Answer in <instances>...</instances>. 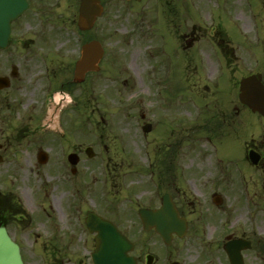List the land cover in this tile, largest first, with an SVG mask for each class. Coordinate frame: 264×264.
<instances>
[{
  "label": "rangeland",
  "instance_id": "obj_1",
  "mask_svg": "<svg viewBox=\"0 0 264 264\" xmlns=\"http://www.w3.org/2000/svg\"><path fill=\"white\" fill-rule=\"evenodd\" d=\"M183 1L184 15H137L132 3L108 0L106 15L91 31L81 32L76 21H67L72 15H54L62 23L60 26L67 28L62 33L65 38L56 37L52 43L48 42V36L35 40V44L43 43L45 48L55 49L57 44H62L64 50L71 52L72 61L70 57L56 58V63L65 61L53 68L44 65V71L39 74L43 86L37 95L31 87L30 91L24 87L14 91L24 92V104L32 100L41 105L44 95L41 89L47 92L56 86L59 90L54 96L57 100H52V111L33 121L29 116L31 146L24 160L17 162L9 157L0 164V190L18 196L31 219L22 243L26 264H93L91 253L95 244L84 222L86 210H96L115 221L135 243L132 255L140 264L146 263L147 254L158 258L156 264L180 259L184 264H229L223 247L226 233L254 239L255 248L245 253L252 264H264V251H261L264 190L258 172H246L244 161L248 138L264 140V118L244 109L236 88V113L232 118L235 129L232 137L226 139L225 152L221 151L216 137H212L211 147L208 145L211 140L207 139L211 135L207 126L213 127L210 122L215 123L216 105L221 102L217 99L215 81H211L219 75L220 67L213 60L218 49L210 39L216 37L218 30L223 36V25H231L232 17L238 24L251 27L247 19L250 12L243 0ZM247 5L261 27L264 9L260 1L252 0ZM239 30L232 27L227 34L252 55L242 49L245 52L242 56L241 49L236 47L240 56L229 70L237 84L241 75L264 73L263 63H258L263 57L257 56L262 44L254 39L256 31ZM21 31L16 28L8 51L0 52V59L9 58L31 74L32 66L25 64L27 57H21L24 52L21 38L30 37L31 31ZM261 34L264 39V29ZM93 39L101 41L106 51L101 70L88 74L83 84L63 90L73 80L77 44ZM24 46L27 48V43ZM223 67L226 68L224 64ZM226 88L229 91L227 82ZM224 99L229 106V95ZM20 115H15L16 122ZM50 119L58 132L43 134ZM146 124L152 125L148 134L143 131ZM63 133L67 137L66 145H72L66 151L82 152L76 175L71 174L67 156L57 144ZM38 141L54 146L52 157L45 165L38 164L37 157L31 154L34 150L31 147L38 146ZM88 147L98 157L89 159ZM216 148L222 152L221 174L230 177L237 173L243 175L244 181L251 180L246 185L249 190L234 182L232 190H222L220 206L213 202V189L204 185L209 177L207 172L212 171L208 156L215 157ZM102 158H107L109 163L102 160L97 167ZM212 161L217 167L216 159ZM197 171L203 172V176H198ZM217 177L222 185L223 180ZM77 182L82 189L78 190ZM163 193L175 197L174 201L190 222L184 241L175 242L173 247L164 245L153 230L145 232L136 213L141 207L160 206ZM258 237L262 240L260 245H257Z\"/></svg>",
  "mask_w": 264,
  "mask_h": 264
},
{
  "label": "flooded vegetation",
  "instance_id": "obj_2",
  "mask_svg": "<svg viewBox=\"0 0 264 264\" xmlns=\"http://www.w3.org/2000/svg\"><path fill=\"white\" fill-rule=\"evenodd\" d=\"M29 3V8L25 11L22 16L16 20L12 24V35L10 44L13 40V34L16 31V28L19 27L22 29L21 32L27 33L30 32L31 36L27 39L21 38V47L24 52L21 53V57L26 56L27 61L25 64H30L32 66L31 74L28 73L27 69L22 66L15 65L11 59H0V155L3 157V162H6L9 157H12L14 161L21 162L24 160V155L28 153L31 144H29L28 136H29V116H31V121L41 118V115H45L49 113L51 110L53 94L57 91V87L53 86L52 90H45L44 92L41 89V92L44 93L41 99V105L39 101H27V104H24V99L22 95L24 92L19 93V91L14 92L17 89L24 87L27 91L35 90V94L37 95L40 88L43 86V81L41 76L39 75L44 68V65L53 68L54 66H61L65 60L55 61L56 58L61 59L65 57H70L72 61V57L70 55V51L64 50L62 44H57L55 49L45 48L43 43L35 44V40L38 41L42 36H48V42L52 43L56 37L62 36L63 30H67V28L61 27V22H57V19L54 15H72V17L68 18L67 21L73 20L74 22L77 20L78 8L80 5V0H27ZM252 0H247L248 3H251ZM135 11L137 15H184V1L181 0H132ZM108 0H102V4L104 6L105 11L107 10ZM260 3L264 6V0H260ZM138 5V6H137ZM28 15H32L28 17ZM105 15V14H104ZM236 17H239L236 15ZM33 22H30L32 21ZM36 21V24L34 23ZM23 22V23H22ZM66 23L64 19L63 24ZM45 24L47 26H45ZM228 27H224L225 34L222 36V31L218 30L217 32V45H218V63L223 67V64L227 67V70L233 65V63L237 60L236 48L232 45L231 38L229 37V28H243L245 30H249V27L245 25H238L235 21L229 25L225 23ZM17 25V26H16ZM263 26V25H262ZM260 27V25H258ZM223 29V28H220ZM44 32V33H43ZM66 35H69L67 31ZM25 35V34H24ZM39 37V38H36ZM64 37V36H62ZM65 38V37H64ZM45 41L43 37L42 42ZM71 41V40H69ZM27 43V48L24 44ZM47 43V42H45ZM9 47L6 50L0 49V52H7ZM244 50V49H243ZM247 51V50H246ZM80 50L77 48L75 50V58L73 62L77 59ZM242 52V50H241ZM64 53V54H63ZM245 52H242V56ZM73 55V57H74ZM8 57V56H7ZM247 62V61H246ZM14 67L16 68L14 70ZM39 67V69H38ZM45 78V77H44ZM24 79V80H23ZM37 79V80H36ZM35 80L37 83H35ZM226 82L228 83L229 91L226 88ZM264 82V77H263ZM19 83L21 84L20 86ZM41 83V84H40ZM64 83V82H63ZM235 83L236 79L234 77V73L229 70V72H219L217 77V81L215 82L217 88V99L221 102H217V114H218V125L215 128V136L217 140L216 142L222 148V152H225L226 139L228 137H232V133L235 129V124L233 123V113H236V100H235ZM51 87V86H50ZM227 92V93H226ZM46 93V94H45ZM31 94H33L31 92ZM225 95H229V106H227L226 99L223 100ZM23 100V101H22ZM21 106H20V105ZM38 104V105H37ZM32 106V107H31ZM22 107V108H20ZM31 107V109H30ZM54 112V111H53ZM20 115L18 117V122L15 121V115ZM53 123V119L47 121L45 125L47 126L46 131L43 134L51 131L58 132L56 129V125L54 127L51 126ZM40 125V124H39ZM42 126V125H41ZM223 127H226L222 129ZM39 126H35L36 130ZM44 129V126H43ZM65 133L60 134V143L57 142L58 147L64 150L65 157H68L69 152L66 151V147L70 145H66L67 137H65ZM40 141V140H39ZM38 141V146H32L34 150L31 151L33 157H37L41 159H47L50 161L52 157V152L54 151V146H48L44 142L40 144ZM212 141V138H211ZM32 143V142H31ZM15 145V146H14ZM71 147V146H70ZM14 148V149H13ZM216 148L215 159L216 164L214 167V162L212 161V156H208L211 161H208L209 169L212 171L207 172V177L205 181V186L208 189H213V196H220L222 190H232V182L235 184L238 183L240 178H238L237 173L226 177V175L221 174L220 172V157H222V152ZM244 161L247 165V171L256 170L260 175L261 185L264 190V140L263 141H254L251 139L249 142L246 141L244 145ZM77 152V151H73ZM249 152H254L259 156L257 165H252L250 162ZM47 153L48 155L42 156V154ZM82 154L81 151H79ZM98 157V156H96ZM225 157V156H223ZM101 163V162H99ZM98 163V164H99ZM72 169V168H71ZM74 175L78 173V169L73 168ZM218 171V174L215 173ZM198 176H203V172L197 171ZM80 174V173H79ZM223 180L221 183L217 181L218 177ZM217 178H216V177ZM228 180V181H227ZM227 181V182H225ZM251 181L249 179H245V184ZM257 181H259L257 179ZM203 182V181H202ZM250 187V186H249ZM248 187V188H249ZM179 208V212L181 216H184L182 210ZM28 214L24 210L18 196L11 195L5 191L0 190V226H5L12 238L16 243L20 246L23 243V239L26 238L25 234L28 229ZM190 226V225H189ZM189 233V228H188ZM233 238H243L247 239L251 242V249L255 248L254 239H248L245 237H236L232 234ZM261 237L257 239V245H260L262 240ZM182 242L184 238L180 239L177 236H174V242ZM172 243V244H173ZM249 250V251H250ZM261 251H264V243L261 246ZM260 254V251L257 252ZM244 262L245 264H252L249 261L248 253L244 252ZM155 262H158V258L155 257ZM181 264H184V260L180 259Z\"/></svg>",
  "mask_w": 264,
  "mask_h": 264
},
{
  "label": "water",
  "instance_id": "obj_3",
  "mask_svg": "<svg viewBox=\"0 0 264 264\" xmlns=\"http://www.w3.org/2000/svg\"><path fill=\"white\" fill-rule=\"evenodd\" d=\"M27 4L24 0H0V46H6L10 34L11 21L24 11ZM100 0H83L80 8L79 26L82 30L91 29L96 18L102 13ZM103 56L99 42L93 41L84 48V56L77 63L76 75L83 80L86 72L98 70L97 63ZM240 100L254 112L264 114V86L261 77L251 76L242 80ZM151 127L145 128L149 131ZM254 160V159H253ZM73 163L77 160L72 159ZM255 162V160H254ZM163 207L159 210L143 209L140 211L146 229L155 228L163 239L170 243L173 233L180 236L186 232V224L180 219L169 195L162 200ZM87 225L91 232H97L96 249L93 253L95 264H136V259L129 255L134 245L117 227L94 213H89ZM250 246L244 240H234L226 245L231 264H244L241 251ZM152 256L148 257L151 264ZM0 264H23L20 249L9 237L5 228L0 227ZM177 264V263H174Z\"/></svg>",
  "mask_w": 264,
  "mask_h": 264
},
{
  "label": "bare ground",
  "instance_id": "obj_4",
  "mask_svg": "<svg viewBox=\"0 0 264 264\" xmlns=\"http://www.w3.org/2000/svg\"><path fill=\"white\" fill-rule=\"evenodd\" d=\"M137 67V66H136ZM137 70H138V68H137ZM212 72V71H211Z\"/></svg>",
  "mask_w": 264,
  "mask_h": 264
}]
</instances>
